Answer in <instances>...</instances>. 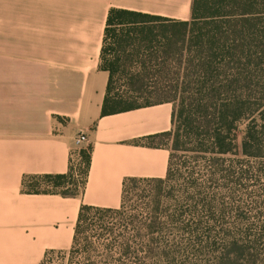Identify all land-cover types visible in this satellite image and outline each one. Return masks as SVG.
Listing matches in <instances>:
<instances>
[{"label":"trees","instance_id":"trees-1","mask_svg":"<svg viewBox=\"0 0 264 264\" xmlns=\"http://www.w3.org/2000/svg\"><path fill=\"white\" fill-rule=\"evenodd\" d=\"M99 60L101 114L154 104L116 108L121 93L160 96L173 105L172 128L138 143L172 136V150L193 160L151 211L126 216V184L171 180L170 152L164 178L123 182L118 208L81 205L70 248L57 252L68 264H264V0H192L187 20L110 8ZM81 156L86 174L89 151ZM69 173L23 186L40 193L39 179L56 186Z\"/></svg>","mask_w":264,"mask_h":264},{"label":"crops","instance_id":"crops-1","mask_svg":"<svg viewBox=\"0 0 264 264\" xmlns=\"http://www.w3.org/2000/svg\"><path fill=\"white\" fill-rule=\"evenodd\" d=\"M5 1L0 0V264H40L46 252L70 248L81 205L118 208L126 179L166 175L168 149L138 141L171 130L172 103L101 114L108 73L100 69L99 56L108 10L189 16L177 5L184 0H84L87 22L55 26L49 17L41 24L39 0H19L14 17L5 13ZM79 133L87 141L74 146ZM72 150L90 156L76 196L25 190L32 178L69 173Z\"/></svg>","mask_w":264,"mask_h":264},{"label":"rangeland","instance_id":"rangeland-1","mask_svg":"<svg viewBox=\"0 0 264 264\" xmlns=\"http://www.w3.org/2000/svg\"><path fill=\"white\" fill-rule=\"evenodd\" d=\"M192 0H184L182 3H177L180 9L186 11V15L189 16L190 4ZM39 10V18L41 24H47V17H49V23L53 20L55 26H65L73 24H82L87 22L89 18L86 16L90 14L85 10L88 4L84 0H39L37 2ZM168 11L169 6H165ZM20 9L19 0H6L5 1V13L8 17H14L15 13ZM180 10V11H181ZM87 20V21H86ZM97 20V19H96ZM40 23V22H39ZM98 26V21L95 23ZM56 37L58 34H55ZM121 74V73H120ZM125 76V75H124ZM123 80L125 78H122ZM122 101L115 105L116 108H124L131 105H141L146 103H155L162 98L157 95L147 93H121ZM168 148L169 152L174 156L172 158V169L169 181L166 182H128L126 184V197L125 208L126 216L137 213L141 210L143 212L151 211L154 208V201L161 199L163 203H169V197L185 183L187 178V166H190L193 160V156L184 152L172 150L173 137L164 136L155 141ZM85 165L81 154H77L74 157V161L71 165L69 177L58 180V184L55 186L52 181L46 179H39L37 186L32 190L36 191H54V192H74L79 190L85 179ZM36 182V181H34ZM27 183V182H26ZM150 202V203H149ZM147 207V208H145ZM119 218V217H116ZM70 257L63 255L59 252L47 253L44 257L42 264H68Z\"/></svg>","mask_w":264,"mask_h":264},{"label":"built area","instance_id":"built-area-1","mask_svg":"<svg viewBox=\"0 0 264 264\" xmlns=\"http://www.w3.org/2000/svg\"><path fill=\"white\" fill-rule=\"evenodd\" d=\"M86 141H87V137H86V135L83 134V133H79V134H77V135L74 137V139H73V145H74V146H78V145H81V144L85 143ZM76 155H77V154H75V151H74V150H72V151L70 152V167H71V165H72V163H73V161H74V157H75Z\"/></svg>","mask_w":264,"mask_h":264}]
</instances>
